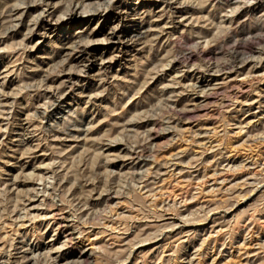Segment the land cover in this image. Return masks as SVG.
Listing matches in <instances>:
<instances>
[{
	"label": "rangeland",
	"instance_id": "rangeland-1",
	"mask_svg": "<svg viewBox=\"0 0 264 264\" xmlns=\"http://www.w3.org/2000/svg\"><path fill=\"white\" fill-rule=\"evenodd\" d=\"M17 1L15 33L0 10V264H264V30L229 29L264 24V0ZM200 32L231 33L207 65L234 45L244 63L198 74ZM78 36L95 61L66 56Z\"/></svg>",
	"mask_w": 264,
	"mask_h": 264
},
{
	"label": "bare ground",
	"instance_id": "bare-ground-1",
	"mask_svg": "<svg viewBox=\"0 0 264 264\" xmlns=\"http://www.w3.org/2000/svg\"><path fill=\"white\" fill-rule=\"evenodd\" d=\"M13 0H4L3 2H2V9H3V7H5L4 9H5V11L4 10H1V11H4V15H5V18L6 17H10V23L12 22V24H13V21L11 20V18L13 17V16H16V14L18 13V12H16V14H12L13 13V11L15 10H12L13 9V7L14 8H17L18 9V7L19 6H11V8H9L8 6H10V2H12ZM14 1H17V0H14ZM50 0H40V2L46 7V6H48L50 3H48ZM67 1H69V2H67L68 3V6L71 4V2L73 3H76V4H79V5H82L83 3H81L79 0H73V1H71V0H67ZM168 1H172V0H163V2L165 3V2H168ZM174 1V0H173ZM1 2V1H0ZM18 2V1H17ZM30 2V1H29ZM33 2V1H32ZM32 2L30 3V4H32ZM36 2V1H35ZM34 2V3H35ZM175 2V1H174ZM180 2V1H179ZM227 2V1H226ZM261 0H252V3L253 4H255V5H257V4H261ZM20 3V2H19ZM25 3V2H24ZM39 4V3H38ZM37 4V5H38ZM167 4V3H166ZM174 4V3H173ZM25 5V4H24ZM89 5V4H88ZM227 5V4H226ZM262 5V4H261ZM40 6V5H39ZM72 6V5H71ZM225 6V5H224ZM8 7V9H6ZM70 7V6H69ZM68 7V8H69ZM79 7V6H78ZM251 7V6H250ZM256 7V6H255ZM41 8V7H40ZM75 8V7H74ZM167 8H170L168 5H167ZM24 9H26V7L24 8ZM71 9V8H70ZM73 9V8H72ZM41 11H42V8L40 9ZM97 10V9H96ZM95 10V11H96ZM62 11V10H61ZM60 11V12H61ZM67 11V10H66ZM70 12V19H75L77 16H75V14L71 11V10H69ZM22 13H23V11H21ZM25 12V11H24ZM43 12V11H42ZM1 13V12H0ZM21 13V14H22ZM117 13V12H116ZM2 14V16H3V13H1ZM0 14V15H1ZM21 14H18L17 16H16V19L17 20H15L16 21V23L18 22V24H16L15 26H11V24H10V27H9V23L7 24V26H6V31L3 33V34H5V33H7L8 35L9 34H12V33H15L16 32V27H17V25H21V22H19V19H20V17L21 16H23V15H21ZM28 14H29V12H28ZM41 12L40 13H38V15H37V17L33 20V22L31 21V23H32V25L31 26H35L36 27V25L40 22V21H42V19H40V16H41ZM120 14V13H119ZM21 15V16H20ZM27 15V14H26ZM63 15V14H62ZM117 15V17H118V20L120 21V19L122 18V16L121 15H118V14H116ZM28 16V15H27ZM115 17V16H114ZM264 17V16H263ZM1 18V17H0ZM7 18V19H8ZM43 18V17H42ZM46 18H47V20L50 18V14H48V15H46ZM15 19V18H14ZM56 19V23L58 24V22H60V19H59V17H57V18H55ZM3 20H4V17H3ZM46 20V21H47ZM0 21H1V19H0ZM30 21V20H29ZM52 21V20H51ZM5 22V21H4ZM259 22V21H258ZM3 23V22H2ZM23 24V23H22ZM3 24H1V26H2ZM245 25H246V23H245V20H242V21H240V13H238L236 16H235V18H231L230 19V27H229V29H232L233 28V31H235V33H236V35L237 36H240V34H245V36L246 35H250V34H252L253 33V31L252 30H262V28H263V30H264V24H262V23H260V24H257V25H254L253 27H251L250 26V28L248 27H245ZM1 26H0V28H1ZM4 27H5V23H4ZM150 27H152V26H150ZM1 29H3V30H5L4 28H1ZM29 29V28H28ZM27 29V31L29 32V30ZM32 29V28H31ZM147 30H144V32H138V33H134V34H132V33H130L129 35H125V37L128 39V41L129 42H131V43H140V41L142 42V43H148L149 41H151V42H154V40H149V39H147V33L149 32V29L148 28H146ZM201 29V28H200ZM248 30V31H247ZM207 31V30H206ZM257 31H255L256 33H258ZM30 32H31V30H30ZM230 32H231V30H230ZM108 33V32H107ZM256 33H254V34H256ZM260 33V32H259ZM259 33H258V35H259ZM231 34V33H230ZM229 34V35H230ZM119 35L120 34H118V32L116 31V28L115 27H113V29H112V31H111V33L109 34V37H108V39H106V40H108V41H112V40H114V39H118V37H119ZM199 35V34H198ZM228 35V33L226 32V34L221 38H217V37H211V41H210V39L207 37V35L205 34H203L202 32H200V39H203V38H208L209 39V41L207 42H205L206 44L204 45V46H202V47H200V49H198L199 50V59H200V61H202L203 63H206L205 65H202V68L200 67V68H196L197 70H198V74H200V75H214V74H216V73H226V72H229V71H232V70H234V69H236L238 66H240V65H242L243 63H244V60H245V55H246V53L245 52H243V51H241V49L239 48V47H237L236 45H234V48L230 51V53H229V58L227 59V61H224V62H221V63H219V64H215L216 66H214V64H213V62L215 63L216 61H218V51L216 52L215 50H216V46L218 45V44H221V42L222 43H224V42H230L229 40H230V36ZM235 35V34H234ZM7 36V35H6ZM231 36H233V35H231ZM253 36V35H252ZM255 36V35H254ZM256 36H257V34H256ZM248 37H250V36H248ZM247 37V38H248ZM81 37H75L74 38V40H73V42H70V41H68L67 43H71V45H69L68 44V48H67V51H66V56L67 57H71V55H72V52H76V53H81L82 55L78 58V59H80V61L81 62H84V64H86V63H89V62H91V61H93L94 60V57L93 56H91L90 54V51H89V49H88V43H90V40H85L84 42L82 41V39H80ZM196 38V37H195ZM240 38H242V36L240 37ZM184 39V38H183ZM252 39H255V37H253ZM77 40V41H76ZM187 43H190L191 41L189 40V39H184ZM204 40V39H203ZM247 40H250L249 38L247 39ZM220 42V43H218V44H216V46H215V48H213V46H211L210 47V45H208V43L210 44V43H217V42ZM194 42V41H193ZM193 42H191V43H193ZM22 43V42H21ZM66 43V44H67ZM72 43H75V45H73L72 46ZM79 43H85L84 45H80ZM196 45V44H195ZM222 45V44H221ZM239 45V44H238ZM171 51V50H170ZM174 52V51H173ZM196 52V51H195ZM171 53H172V51H171ZM167 54V53H166ZM169 54V53H168ZM167 54V55H168ZM175 54H176V52H175ZM174 54V55H175ZM85 55H86V57H85ZM166 55V57L164 58V60H165V63L166 64H171V68H175V67H184V66H182V65H188V67H189V62H191L192 61V58L190 57V56H188V57H186V58H184V59H179V58H170V56H167ZM173 55V54H172ZM88 56V57H87ZM186 56V55H185ZM172 57V56H171ZM181 57V56H180ZM170 59V60H169ZM164 60L162 59V64L164 63ZM95 61V60H94ZM210 61H213L212 62V64H210V65H207L208 64V62H210ZM161 62V61H160ZM161 64V65H162ZM165 64V65H166ZM74 66V65H73ZM70 68V67H69ZM68 68V69H69ZM84 68V67H83ZM253 69V68H252ZM151 72H153V70L151 71L150 70V72L148 73V74H150ZM144 74V73H143ZM102 75V74H101ZM145 75V74H144ZM147 75V74H146ZM137 80H139V79H137ZM43 81V80H42ZM135 82V81H134ZM47 83V82H46ZM138 83V82H137ZM43 84V83H42ZM41 84V85H42ZM44 84H45V82H44ZM44 84L42 85V86H44ZM226 85V84H225ZM41 86V87H42ZM229 86V85H228ZM191 88V87H190ZM134 89V88H133ZM220 89H216V88H213V89H211L210 90V93H205L204 94V96L205 97H208V96H210V95H212V94H214L216 91H219ZM5 93V92H4ZM44 94V93H43ZM59 93H54V91H52V92H50V98H49V102H48V106L46 107L47 109H49V106H50V108L51 107H53L54 106V102H56V101H58V99L60 98L59 96L60 95H58ZM47 96V95H46ZM94 99V98H93ZM90 102V101H89ZM57 103V102H56ZM193 110V109H192ZM175 112V111H174ZM193 111H191L190 110V108L188 109V108H186V107H184L183 106V108H180L178 111H176L175 112V114H174V116L176 117V120H178V119H181V118H183V117H187L190 113H192ZM175 121V120H174ZM139 144V143H138ZM147 152V150H146V147L144 146V144H143V146H142V144L141 145H138L136 148H135V150L134 151H132L131 152V154H130V156L131 157H134V158H136V159H140L141 157H143L144 155L143 154H145ZM93 156V155H92ZM97 156V155H96ZM94 158V157H93ZM92 158V159H93ZM97 159H98V157H96ZM96 158H94V159H96ZM92 161V160H91ZM93 163V166H92V168L95 166L96 168H98L97 167V165L99 166V164H97L98 162H96V160H94V162H92ZM102 163V162H101ZM83 167V166H82ZM101 166H99V168H100ZM105 167V166H104ZM92 168H90V169H92ZM96 168L94 169H92V170H95L96 171ZM101 169V168H100ZM78 170V169H77ZM76 170V171H77ZM79 170H80V168H79ZM78 170V171H79ZM102 170V169H101ZM92 172V171H91ZM94 172V171H93ZM90 173V172H89ZM95 174V173H94ZM82 177V176H81ZM139 177V176H138ZM82 185V184H81ZM64 186V185H63ZM73 190V189H72ZM74 193V192H73ZM64 194V193H63ZM76 200V199H75ZM77 200H78V198H77ZM82 200H83V198H82ZM63 202V201H62ZM79 203H80V201L78 200V202H77V205H79ZM87 206V205H86ZM80 207H81V205H80ZM24 208V207H23ZM4 210V209H3ZM34 249V248H33ZM31 250V249H30ZM31 252V251H30ZM85 255V254H84Z\"/></svg>",
	"mask_w": 264,
	"mask_h": 264
}]
</instances>
